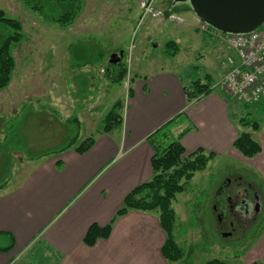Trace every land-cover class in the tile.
Listing matches in <instances>:
<instances>
[{
  "label": "rangeland",
  "instance_id": "374dc122",
  "mask_svg": "<svg viewBox=\"0 0 264 264\" xmlns=\"http://www.w3.org/2000/svg\"><path fill=\"white\" fill-rule=\"evenodd\" d=\"M80 8L72 23L61 26L42 20L21 0H0V9L21 22L25 33L24 40L10 45L14 67L9 83L0 89V125L12 120L17 141L7 143L8 130L0 128V182L8 178L9 184L27 172L35 161L30 155L62 147L74 133L67 118L79 119L77 142L102 131L108 110L117 101L125 104L132 79L160 70L179 73L184 84L204 73L215 78L212 69L219 66V49L198 29L188 0H81ZM7 32L0 23V43ZM177 36L181 52L172 58L164 43ZM75 51H82L80 65L77 56L72 58ZM119 56L127 72L118 82L110 76L111 64L118 62L110 61ZM263 102L246 107L227 96L235 129L250 133L259 143L264 142ZM246 113L261 122L259 131L238 124ZM191 152L184 154L190 158ZM250 158L229 152L216 155L204 170L183 180L184 190L175 195L171 206L176 213L173 236L184 259L169 264H206L219 258L226 264H250L264 259V216L252 232L237 239L221 233L225 228L212 207L218 182L231 170L252 176L264 190V176L253 169ZM37 248L42 246L28 259L31 264H44L47 259H39Z\"/></svg>",
  "mask_w": 264,
  "mask_h": 264
},
{
  "label": "crops",
  "instance_id": "0c3cea01",
  "mask_svg": "<svg viewBox=\"0 0 264 264\" xmlns=\"http://www.w3.org/2000/svg\"><path fill=\"white\" fill-rule=\"evenodd\" d=\"M205 36L219 49L218 60L226 55L237 60L222 36ZM172 41L179 48L175 58L181 38ZM218 65L212 69L215 78L210 73L201 76L212 80V92L188 105L183 87L191 81L184 84L177 72L160 70L132 79L131 95L120 109L121 127L98 130L83 154L69 148L42 156L7 183L0 190V248L14 245L0 249V264H31L28 256L39 245L44 264H169L161 253L166 236L154 213L131 210L116 217L109 236L94 245L88 246L83 237L91 223H110L124 196L151 177L153 149L145 138L179 112L185 110L186 118L171 129L173 134L192 126L180 141L185 153L201 148L218 156H241L231 147L239 131L228 115L220 60ZM260 143L261 153L250 163L264 176Z\"/></svg>",
  "mask_w": 264,
  "mask_h": 264
},
{
  "label": "trees",
  "instance_id": "16d2710c",
  "mask_svg": "<svg viewBox=\"0 0 264 264\" xmlns=\"http://www.w3.org/2000/svg\"><path fill=\"white\" fill-rule=\"evenodd\" d=\"M24 6L37 12L44 21L54 22L61 26H68L73 22L75 16L80 12L81 0H21ZM0 23L8 28L7 35L0 43V89L6 86L11 77V72L14 67V59L10 54V45L13 42H20L24 40L25 33L22 32V24L15 18H10L6 13L0 9ZM166 54L173 57L179 51L176 42L169 40L164 43ZM82 52V51H81ZM80 51H75L72 58L77 56V65L81 64ZM112 68V69H111ZM111 78L113 81L121 80L127 72L126 65L122 61L116 64H111ZM213 83L209 77H200L192 80L188 87H183V93L186 97V105L212 92ZM131 95V90L128 91V96ZM264 103V102H263ZM261 103L257 106L259 107ZM123 106L122 101H117L108 111L104 117L102 128L103 132H108L111 129L119 128L122 124V115L120 109ZM246 107L249 104L245 105ZM249 113V112H248ZM246 113L245 116H240L238 124L244 128H252L255 131L260 130V123L258 120L252 119ZM186 118L185 110L179 112L172 117L153 133L149 134L145 140L151 145L153 149V156L150 161L152 167L151 177L124 196L122 205L116 210L114 217L110 223L99 227L96 223H91L86 234L83 237L84 242L88 245H94L98 239L107 238L111 232V225L116 217L123 216L131 210H139L146 213H154L158 217L159 225L163 228L165 240L161 246V253L168 263H173L184 259V251L178 245L173 236L174 223L176 220V213L171 204L177 193L184 190V181L192 178L194 172L204 170L208 162L215 158L216 153L197 148L192 151V157L187 158L184 154L185 149L182 145L181 138L186 135L192 128L189 126L183 127L179 133L173 134L171 129L184 122ZM12 120L6 119L3 126L5 129V141H17L13 138L16 130L12 128ZM67 123L74 126V133L72 137L62 146L54 148L51 151H44L41 154L29 156V159L36 160L42 156H49L54 153L63 152L66 149L74 148L78 153H85L91 145H93L95 138L93 135L86 137V139L77 142L79 137L78 118H67ZM232 147L240 152L243 157L250 158L261 153V145L259 141L252 138L250 133L238 132L232 143ZM8 178L0 182V190L5 188ZM1 235V234H0ZM10 243L2 250H10L13 247ZM186 264V263H185ZM206 264H226L222 259H211ZM245 264V263H239ZM250 264H264V259L256 260Z\"/></svg>",
  "mask_w": 264,
  "mask_h": 264
},
{
  "label": "built area",
  "instance_id": "2783aa9c",
  "mask_svg": "<svg viewBox=\"0 0 264 264\" xmlns=\"http://www.w3.org/2000/svg\"><path fill=\"white\" fill-rule=\"evenodd\" d=\"M200 29L213 37H223L236 51L237 60L226 55L219 58L224 74L221 83L235 102L256 104L264 100V22L256 30L223 33L206 25Z\"/></svg>",
  "mask_w": 264,
  "mask_h": 264
},
{
  "label": "flooded vegetation",
  "instance_id": "af4514ba",
  "mask_svg": "<svg viewBox=\"0 0 264 264\" xmlns=\"http://www.w3.org/2000/svg\"><path fill=\"white\" fill-rule=\"evenodd\" d=\"M213 192V210L221 223V233L237 239L252 232L264 216V190L251 176L231 170Z\"/></svg>",
  "mask_w": 264,
  "mask_h": 264
},
{
  "label": "water",
  "instance_id": "95a60500",
  "mask_svg": "<svg viewBox=\"0 0 264 264\" xmlns=\"http://www.w3.org/2000/svg\"><path fill=\"white\" fill-rule=\"evenodd\" d=\"M186 1V0H175ZM198 18L225 33L254 31L264 22V0H188ZM120 56L110 62H118Z\"/></svg>",
  "mask_w": 264,
  "mask_h": 264
}]
</instances>
